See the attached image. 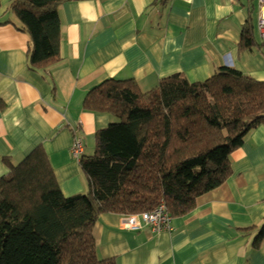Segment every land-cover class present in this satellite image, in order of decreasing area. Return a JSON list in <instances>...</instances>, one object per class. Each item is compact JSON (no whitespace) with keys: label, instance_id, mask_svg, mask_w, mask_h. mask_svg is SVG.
Returning <instances> with one entry per match:
<instances>
[{"label":"crops","instance_id":"0c3cea01","mask_svg":"<svg viewBox=\"0 0 264 264\" xmlns=\"http://www.w3.org/2000/svg\"><path fill=\"white\" fill-rule=\"evenodd\" d=\"M2 0L0 10V179L36 147L48 154L65 196L85 193L79 161L95 150V133L114 119L84 109L87 94L107 79L138 82L142 91L166 77L192 82L233 67L264 81V52H240L241 32L259 0H68L59 7L61 60L29 67L30 38ZM14 24L4 25L7 21ZM76 138L82 152H73ZM232 175L203 194L196 209L173 218L170 230L127 227L107 213L94 227L98 255L116 264H264V125L231 155Z\"/></svg>","mask_w":264,"mask_h":264},{"label":"trees","instance_id":"16d2710c","mask_svg":"<svg viewBox=\"0 0 264 264\" xmlns=\"http://www.w3.org/2000/svg\"><path fill=\"white\" fill-rule=\"evenodd\" d=\"M66 1L9 2L30 38L32 70L61 60L59 7ZM253 25L250 17L240 52H264ZM83 107L114 119L95 133L94 153L79 161L87 191L62 193L42 145L12 166L0 179V264H116L98 255L93 232L100 216L150 213L161 202L173 218L192 213L200 196L231 177L232 153L264 125V81L228 66L201 82L175 74L148 91L134 79L113 78L94 87ZM263 239L264 225L255 250Z\"/></svg>","mask_w":264,"mask_h":264},{"label":"built area","instance_id":"2783aa9c","mask_svg":"<svg viewBox=\"0 0 264 264\" xmlns=\"http://www.w3.org/2000/svg\"><path fill=\"white\" fill-rule=\"evenodd\" d=\"M260 3V20L259 29L261 36L264 39V0H259ZM73 152L78 155L82 152V143L79 138H76ZM172 215L168 212L164 202L150 213H142L138 215L125 216L124 224L132 229H140L143 225L150 226L154 231L160 232L171 229Z\"/></svg>","mask_w":264,"mask_h":264},{"label":"rangeland","instance_id":"374dc122","mask_svg":"<svg viewBox=\"0 0 264 264\" xmlns=\"http://www.w3.org/2000/svg\"><path fill=\"white\" fill-rule=\"evenodd\" d=\"M10 15H11L12 19H14V20L17 22L15 16H14L13 14H10ZM87 189H88V188H87Z\"/></svg>","mask_w":264,"mask_h":264}]
</instances>
